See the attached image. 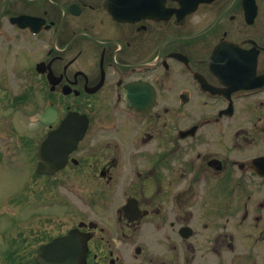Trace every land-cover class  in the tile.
Here are the masks:
<instances>
[{
  "label": "flooded vegetation",
  "instance_id": "obj_1",
  "mask_svg": "<svg viewBox=\"0 0 264 264\" xmlns=\"http://www.w3.org/2000/svg\"><path fill=\"white\" fill-rule=\"evenodd\" d=\"M194 1L0 0V100L87 122L5 264H264V0Z\"/></svg>",
  "mask_w": 264,
  "mask_h": 264
},
{
  "label": "rangeland",
  "instance_id": "obj_2",
  "mask_svg": "<svg viewBox=\"0 0 264 264\" xmlns=\"http://www.w3.org/2000/svg\"><path fill=\"white\" fill-rule=\"evenodd\" d=\"M15 91L19 93L21 90L17 88ZM47 104L46 100L33 96L24 101L0 100V254L4 253L6 247V234L12 221L10 217L19 216V221H24L21 216L25 214H22L26 211L22 209L25 204L20 201L23 190L29 192V207L44 205L55 209L59 208L57 201L38 203L35 200L37 193L44 191L45 197L51 196L54 201L53 192L57 191L63 197L65 191L73 189L74 184L79 185V182L68 178L72 168L51 179L35 174L37 144L46 132L38 121V114ZM74 198L77 220L83 219L86 214L85 198ZM0 264H5L1 257Z\"/></svg>",
  "mask_w": 264,
  "mask_h": 264
},
{
  "label": "water",
  "instance_id": "obj_3",
  "mask_svg": "<svg viewBox=\"0 0 264 264\" xmlns=\"http://www.w3.org/2000/svg\"><path fill=\"white\" fill-rule=\"evenodd\" d=\"M43 122L50 124L54 121V110L48 109L42 116ZM86 130V123L78 120L75 114H69L62 121L59 128L50 131L42 139L38 146L37 171L39 173L53 174L63 168L68 160L69 154L77 147L79 140L83 137ZM58 240L52 241L49 245L41 249V254L51 250ZM41 264H55L40 260Z\"/></svg>",
  "mask_w": 264,
  "mask_h": 264
}]
</instances>
